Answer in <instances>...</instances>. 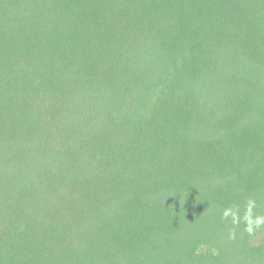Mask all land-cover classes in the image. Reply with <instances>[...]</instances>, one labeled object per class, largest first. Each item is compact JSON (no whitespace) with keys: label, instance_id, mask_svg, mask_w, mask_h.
I'll use <instances>...</instances> for the list:
<instances>
[{"label":"trees","instance_id":"trees-1","mask_svg":"<svg viewBox=\"0 0 264 264\" xmlns=\"http://www.w3.org/2000/svg\"><path fill=\"white\" fill-rule=\"evenodd\" d=\"M249 198L264 0H0V264H264Z\"/></svg>","mask_w":264,"mask_h":264},{"label":"clouds","instance_id":"clouds-1","mask_svg":"<svg viewBox=\"0 0 264 264\" xmlns=\"http://www.w3.org/2000/svg\"><path fill=\"white\" fill-rule=\"evenodd\" d=\"M256 207V203L253 199H247L243 213L241 214V208L238 204H233L230 207H226L222 210L221 219L230 222L232 225H240L243 223L244 231L249 235L254 234L257 230L264 228V215H257L253 209ZM229 238H235V231H229Z\"/></svg>","mask_w":264,"mask_h":264}]
</instances>
